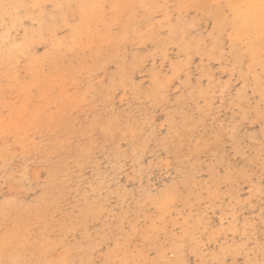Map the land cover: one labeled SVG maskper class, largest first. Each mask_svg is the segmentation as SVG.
Instances as JSON below:
<instances>
[{
    "label": "rangeland",
    "instance_id": "1",
    "mask_svg": "<svg viewBox=\"0 0 264 264\" xmlns=\"http://www.w3.org/2000/svg\"><path fill=\"white\" fill-rule=\"evenodd\" d=\"M12 3L28 7H0V262L243 264L242 239L255 259L264 25L244 1Z\"/></svg>",
    "mask_w": 264,
    "mask_h": 264
},
{
    "label": "snow or ice",
    "instance_id": "2",
    "mask_svg": "<svg viewBox=\"0 0 264 264\" xmlns=\"http://www.w3.org/2000/svg\"><path fill=\"white\" fill-rule=\"evenodd\" d=\"M33 7L39 6V5H31ZM0 7L8 9L7 15H12L18 17L20 14L21 9L24 7H28V5H24L22 3H12L8 5L0 4ZM250 7L258 8L262 25H264V0H259L258 4L250 5ZM222 25V22H219ZM262 96H264V90H262ZM262 179H264V176H262ZM261 217L262 222L260 224V231L262 233V240L259 244V251L257 253V257L254 259L251 255H247L245 250L251 251L254 250L257 245L253 243L252 241H245L241 240L240 243L237 245L236 248V255L245 254L246 259L243 261V264H264V208L261 210ZM0 264H4V262H0ZM7 264H23L21 261H9ZM93 264H111L110 261H94ZM121 264H170V262L165 260H159V259H153L151 261H134V262H121ZM215 264H226V261H216ZM233 264H236L234 261Z\"/></svg>",
    "mask_w": 264,
    "mask_h": 264
},
{
    "label": "bare ground",
    "instance_id": "3",
    "mask_svg": "<svg viewBox=\"0 0 264 264\" xmlns=\"http://www.w3.org/2000/svg\"><path fill=\"white\" fill-rule=\"evenodd\" d=\"M243 1H244L243 6L245 7V10L242 14L244 16H247L248 26L252 25V23L254 22V19H252V17H255L256 20L262 22L258 8L250 7V5L258 4L259 0H243Z\"/></svg>",
    "mask_w": 264,
    "mask_h": 264
}]
</instances>
